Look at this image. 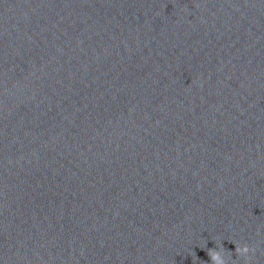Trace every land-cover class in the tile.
Instances as JSON below:
<instances>
[{
    "label": "water",
    "instance_id": "water-1",
    "mask_svg": "<svg viewBox=\"0 0 264 264\" xmlns=\"http://www.w3.org/2000/svg\"><path fill=\"white\" fill-rule=\"evenodd\" d=\"M220 243L264 264V0H0V264Z\"/></svg>",
    "mask_w": 264,
    "mask_h": 264
},
{
    "label": "clouds",
    "instance_id": "clouds-1",
    "mask_svg": "<svg viewBox=\"0 0 264 264\" xmlns=\"http://www.w3.org/2000/svg\"><path fill=\"white\" fill-rule=\"evenodd\" d=\"M235 246L236 254L239 256L248 257L251 252L255 251L247 245L235 244ZM207 254L212 264H229V258L231 257V252L227 251L222 243L218 244L216 249H209Z\"/></svg>",
    "mask_w": 264,
    "mask_h": 264
}]
</instances>
